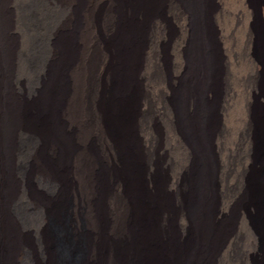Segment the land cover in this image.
Segmentation results:
<instances>
[{
	"label": "bare ground",
	"instance_id": "obj_1",
	"mask_svg": "<svg viewBox=\"0 0 264 264\" xmlns=\"http://www.w3.org/2000/svg\"><path fill=\"white\" fill-rule=\"evenodd\" d=\"M0 264H264V0H0Z\"/></svg>",
	"mask_w": 264,
	"mask_h": 264
}]
</instances>
